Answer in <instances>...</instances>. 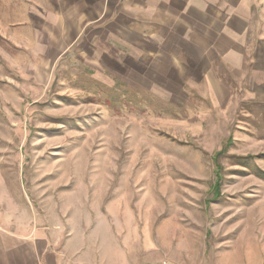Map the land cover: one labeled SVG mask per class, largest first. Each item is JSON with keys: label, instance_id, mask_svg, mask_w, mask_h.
<instances>
[{"label": "rangeland", "instance_id": "rangeland-1", "mask_svg": "<svg viewBox=\"0 0 264 264\" xmlns=\"http://www.w3.org/2000/svg\"><path fill=\"white\" fill-rule=\"evenodd\" d=\"M155 2L62 27L0 0V220L105 264H264V0H193L219 40Z\"/></svg>", "mask_w": 264, "mask_h": 264}, {"label": "crops", "instance_id": "crops-1", "mask_svg": "<svg viewBox=\"0 0 264 264\" xmlns=\"http://www.w3.org/2000/svg\"><path fill=\"white\" fill-rule=\"evenodd\" d=\"M58 12L56 16L58 25L62 27L90 26L101 20L102 9L110 6V9L117 8L120 0H45ZM148 2L149 0H144ZM156 6L160 11L172 13L177 18H189L203 30L204 35L214 33L208 25V21H197V16L187 11L194 9L193 0H156ZM69 5V6H67ZM203 11H213L214 6L202 3ZM216 10V8H215ZM173 17V16H172ZM174 19V17H173ZM206 21V22H205ZM233 21V20H229ZM237 21V20H236ZM238 22V21H237ZM196 24V25H197ZM228 27V26H226ZM66 30H64V35ZM215 34V33H214ZM221 35V34H220ZM220 35L215 34L219 40ZM74 33L71 36V40ZM67 39V42L71 41ZM234 56L233 58H235ZM239 54L237 58H239ZM219 58L226 59V54H220ZM227 60V59H226ZM233 66V63L228 65ZM237 68V66H236ZM46 230L37 228H18L8 226L0 220V264H105L104 261H97V258L86 256L83 251L67 249V246L54 248ZM115 258H111L109 264H118ZM125 264V263H119ZM158 264V263H155Z\"/></svg>", "mask_w": 264, "mask_h": 264}]
</instances>
